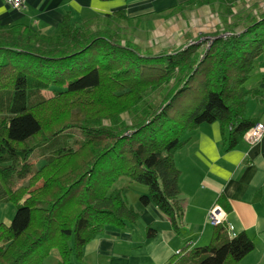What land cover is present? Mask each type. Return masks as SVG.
Segmentation results:
<instances>
[{
    "label": "trees",
    "instance_id": "obj_1",
    "mask_svg": "<svg viewBox=\"0 0 264 264\" xmlns=\"http://www.w3.org/2000/svg\"><path fill=\"white\" fill-rule=\"evenodd\" d=\"M229 14L234 21L225 18L219 32L154 53L108 28L77 24L70 12L51 33L0 24V204L16 206L11 224L0 223V264H45L52 251L59 264L81 263L84 247L107 227L140 217L129 186L114 189L122 177L145 186L140 205H155L179 231L176 152L202 125L219 123L232 149L258 123L247 118L255 92L246 84L264 53V14ZM156 91L166 93L148 103ZM126 114L137 120L128 124ZM254 249L246 232L231 236L224 223L188 257L238 264Z\"/></svg>",
    "mask_w": 264,
    "mask_h": 264
},
{
    "label": "crops",
    "instance_id": "obj_2",
    "mask_svg": "<svg viewBox=\"0 0 264 264\" xmlns=\"http://www.w3.org/2000/svg\"><path fill=\"white\" fill-rule=\"evenodd\" d=\"M187 1L27 0L26 8L17 10L0 0V24H23L51 33L60 27L67 12L77 24L105 20L110 25L118 13H124L135 24L134 38L147 25L148 36L142 40H152L158 34L168 35L164 21L182 19L170 10L176 11ZM199 7L208 12L210 5ZM206 23L211 24L207 31L214 32L215 20ZM190 27L196 35L202 32L197 18ZM183 32L176 30V35L180 37ZM134 41L143 49L154 48L157 42L153 40L154 44L145 48L142 45L145 41ZM246 86L255 92L248 98L247 118L264 123V53ZM175 162L181 172L179 203L183 217L179 231L155 205L133 206L140 213L138 221L124 229L107 227L84 247L83 261L79 264H169L181 253L183 257L175 264H192L188 253L208 245L213 237L216 226L208 222L207 213L215 204L226 212L225 224L231 236L246 232L255 242L254 251L238 264H264V137L256 144L242 139L235 148L228 149L220 124H205L176 152ZM150 227L156 229L153 238L147 235ZM59 261L58 252L52 251L45 264H59Z\"/></svg>",
    "mask_w": 264,
    "mask_h": 264
},
{
    "label": "rangeland",
    "instance_id": "obj_3",
    "mask_svg": "<svg viewBox=\"0 0 264 264\" xmlns=\"http://www.w3.org/2000/svg\"><path fill=\"white\" fill-rule=\"evenodd\" d=\"M179 7L176 8L175 13L173 12L172 15H179L182 17V19L172 20L173 19L172 17H171L172 19L169 18L170 20L166 19L163 24H165V27H167L165 32L168 33V35L158 34L157 39L153 38L152 40L151 39L142 40V38L148 36L147 30L149 26L147 27V25L145 26L144 29L140 28L139 33H137L134 38L133 37V32L135 30L134 22L133 21L125 22L124 20H121L119 18L113 21L111 25L106 23L105 20H101V21L99 20L98 22L93 23L92 26L94 28H99L102 30L107 28L110 29L111 31L114 32L112 36L114 37V35L116 34L114 38L118 40H122L124 43L128 42L129 40L138 41L139 39L141 41H145L142 43V45H144L145 48L147 47V45L151 46L152 44H154L153 40H155L159 44L156 42L154 48L152 46L150 48H147V49H151L150 50L151 53L162 52L164 50H169L173 52L176 49L183 48L190 42V40H194L198 38L199 35L205 36L206 32H208V34H214L217 31L219 32L220 27L223 28V26L224 27L227 26L225 23V18L230 17V19L232 18L230 22L234 21L233 17L229 13H233V14L249 13L254 16L258 15V17L264 14V0H235L234 2L229 1L227 3L221 0H215L214 3L210 5L208 12H206V10L205 11L200 10L199 6L197 7L186 6V7H182L181 9H178ZM198 9L200 11H198ZM168 17L169 15L166 16V18ZM194 18L195 19L197 18V20H199V25H200L199 30L202 31L197 35L195 34L194 31H192L193 29L190 27L193 26V21L195 20ZM212 19L215 20L216 27L214 32L209 33V31H207V26L211 24H208L206 22H208V20L210 22V20ZM140 23H143V20H141ZM99 24H101V27L99 26ZM150 26L152 27V25ZM176 30L178 31L184 30V32L182 33L183 35L180 37L177 36ZM240 30H242V28H240L239 31ZM172 34H175V37H173L174 35ZM161 46L164 48H161ZM147 49H143L142 51L146 52ZM164 93H166V91H164ZM164 93H162L161 91H156L151 93L147 97L148 103L152 102V104H154L157 101L158 102L161 101L160 98ZM155 109L156 106L154 105L151 106L152 112H154ZM137 116L138 114H126L124 119L129 124V121L137 120ZM106 123L110 124V122L108 121ZM125 186L126 187L129 186V192L127 193V197L130 205L138 207V205H140L139 202L140 196L148 193L146 187L136 183L129 184V178L122 177L121 179L118 180V182L115 183L114 189L123 188ZM15 213H16V206L13 203L12 204L1 203L0 223H5L7 225L11 224Z\"/></svg>",
    "mask_w": 264,
    "mask_h": 264
},
{
    "label": "built area",
    "instance_id": "obj_4",
    "mask_svg": "<svg viewBox=\"0 0 264 264\" xmlns=\"http://www.w3.org/2000/svg\"><path fill=\"white\" fill-rule=\"evenodd\" d=\"M6 3L13 9L23 10L26 8L27 0H5ZM264 137V123H256L250 130H248L243 139L248 144H256ZM207 220L213 226H218L225 223L226 212L218 204L213 205L207 213Z\"/></svg>",
    "mask_w": 264,
    "mask_h": 264
}]
</instances>
